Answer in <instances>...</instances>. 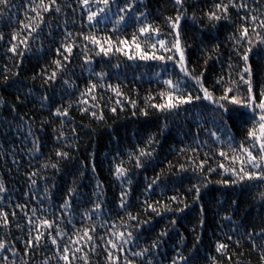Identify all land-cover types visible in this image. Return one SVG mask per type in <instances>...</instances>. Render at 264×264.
<instances>
[{
	"label": "trees",
	"instance_id": "16d2710c",
	"mask_svg": "<svg viewBox=\"0 0 264 264\" xmlns=\"http://www.w3.org/2000/svg\"><path fill=\"white\" fill-rule=\"evenodd\" d=\"M235 2L239 5L241 0ZM40 3L41 0H11L7 9L0 6V33L3 34L0 40V183L6 189L0 192V209L8 214L9 220L8 225L3 226V218H0V240L5 241V248L0 249V264H45V261L64 264L62 260L57 261V247L51 245L49 239H43L40 247L27 252L25 240L37 234L33 230L31 237L28 235L31 209L39 208L42 199L48 212L55 210L59 215L56 206L64 203L70 188L75 189L72 215L59 220L64 235L57 240L61 251L67 245L75 253L77 259L72 264H84L85 257L90 264H107L106 248L117 255L105 244L106 239L112 238L108 231L112 224L116 225L113 231L127 229L139 235L135 243L124 246L127 251L119 254L120 264H124L125 256L141 264V258H133L132 253L150 247L163 230L169 234L163 237L159 249H153L154 264H171L177 247L182 255L191 257L188 264H262L261 250L253 244L264 243V236L255 235L264 231V200L260 196L264 192V181L246 180L233 184L236 177L231 168H239V164L230 162L233 155H240L239 145L246 141L247 131L252 127L251 109L225 101L228 112L224 113L203 99L182 106L179 113L161 112L151 105L163 102L159 94L167 91L163 84L166 79L186 80L187 88L183 83L180 85L185 94L191 91L193 96L203 97L193 76L200 78L203 88L217 100L226 88L232 87L234 91L230 95L245 101L247 85L240 76L246 66L252 71L253 94L258 103L259 93L264 89V44L257 46V35L251 31L254 25L242 18L247 15L250 20L253 14L258 21L264 18V0H244L247 8H230L227 16L217 10L215 4L228 3V0H186V15L179 34L185 66L190 73L188 77H184L173 62L162 68L161 61L129 60L123 52L97 55L99 47L83 39L84 35L91 34L101 40L111 38L113 43L127 38L131 43L139 25L121 27L118 31L108 21L93 22L89 26L87 6H82L79 0H56V4L43 0L49 12L37 8ZM137 5V11L148 14L147 23L158 27L159 38L169 41L171 47L175 39L167 18L177 15L174 0H137ZM31 8H37L43 23L29 37L26 51L23 43L12 40V35L18 34L23 41L30 29L21 30L22 24L31 27L40 24V16ZM92 10H96L95 6ZM210 11L221 18L209 19ZM242 27L250 29L249 37L253 41L248 65L242 60L248 42L238 44L233 38ZM259 31L264 36V29ZM67 32L72 33V37L65 41ZM81 33L83 35H78ZM137 39L149 53L151 44L157 43L154 35ZM63 43L76 45L70 62L64 61L63 49L61 55H57ZM86 43L87 51L84 49ZM13 44L23 55L8 51ZM156 54L164 53L157 51ZM85 56L90 58L89 64L84 63ZM58 59L64 65L62 69H57L53 63ZM53 71L57 72L56 80L46 83ZM100 72L108 75L101 80L96 75ZM221 77L223 83L217 85ZM5 78L7 85L3 83ZM244 78L248 79L247 75ZM65 80L77 87L66 91ZM90 83L104 85L94 93L96 101L80 95ZM107 85H119L123 95ZM45 95L51 97V102L42 104ZM83 100L88 103L78 105L77 102ZM69 105L67 117L53 115L56 108L63 111ZM85 107L95 110L97 117L102 112L103 120L94 118L91 111L83 112L81 109ZM114 107L115 112L112 111ZM212 131H217L219 140L210 135ZM229 136L233 138L231 147ZM150 137L156 141L151 145L148 144ZM245 146H249L248 143ZM233 148L237 151L232 152ZM137 149L152 153L142 161L147 165L143 169L136 168L135 159L129 160V153H136ZM220 151L228 154L227 158L220 157ZM57 152H65L68 156L59 157ZM206 154L209 157L206 166L200 170L198 165L206 159ZM121 161L130 174L117 179L115 168ZM221 163L229 171L220 168ZM53 164L55 169L51 167ZM209 168L216 171L209 172ZM32 173L37 175L33 177ZM157 176L160 177L157 185L147 189L148 183ZM30 177L37 181L36 185L31 183ZM205 183L207 187H203ZM193 185L201 186L198 201L194 199L195 191H189ZM122 192L126 193L124 199L127 201L124 209L119 207ZM34 195L40 199H33ZM173 196L177 197L176 201L171 199ZM145 201L152 204L156 212L145 211ZM232 201H237V205ZM96 203L102 205L101 209L91 220L82 221L81 213L92 209ZM17 204L21 208H17ZM129 213L138 216V220H130ZM37 215L43 218L45 214L38 212ZM225 216L232 218L223 219ZM46 218L55 219L52 215ZM174 219L178 221L175 226L171 224ZM68 220H72L74 227ZM144 221L149 223L137 232ZM102 224L105 227H101ZM93 226L97 229L94 242L80 240L84 229ZM51 231L55 234L54 229ZM249 233L253 235L249 237ZM73 241L79 243L73 245ZM220 243L227 247L217 252ZM77 248L82 251L76 252Z\"/></svg>",
	"mask_w": 264,
	"mask_h": 264
},
{
	"label": "snow or ice",
	"instance_id": "6c2138e0",
	"mask_svg": "<svg viewBox=\"0 0 264 264\" xmlns=\"http://www.w3.org/2000/svg\"><path fill=\"white\" fill-rule=\"evenodd\" d=\"M82 6H87V21L89 23V26L93 25V22L95 23H101L104 21L112 22L114 30L118 31L121 27H127L130 25H139L137 31L133 34L131 43H129L128 39L125 38L124 40H119L116 43H113L111 41V38H108V40H101L98 39L95 35H84L83 39L86 42H91L92 44L99 47V51L96 53L97 55H103L108 56L112 52H123L127 55L129 60L133 59H140L142 61H161V67L166 68L168 62H173L176 64L177 67H179V70L181 73L184 74V77H188L190 75L188 69L185 66V56L184 51L181 47V41H180V24L184 16L186 15V9H185V2L186 0H174V5L176 6L177 15L173 17L167 18L171 24L172 31L174 32V39L175 43L169 47V41L165 39H160V29L158 27L154 28L151 24L147 23V16L148 14L146 12H138L137 11V0H79ZM52 4H56V0H52ZM121 4H123V7H121ZM11 5V0H0V6H3L4 9H7ZM14 6V5H13ZM95 6V11L92 10V7ZM241 8L245 9L247 8V4L244 3V0H241L240 4L237 5L235 0H228V3H217L215 4V8L219 10L224 16H227L229 13L230 8ZM37 8H42L44 12H49L50 9L47 5H44L43 0H41V3L37 6ZM37 8H31V11L36 12L37 16H40V12L37 11ZM115 9V10H114ZM59 6L56 7V11L59 12ZM209 19H215L219 20L221 17L216 14L215 11H210L208 13ZM115 17V20L112 18ZM246 22L254 25V27L251 29V31L255 32L257 35V46L260 44H264V36L260 35L261 29H264V18H260L258 21V17L253 14L251 15V18L249 20V17L246 15L243 17ZM258 21V23H257ZM43 23V17L40 16V24H37L36 27H31V25H23V29H30L28 32V37H25L23 41L19 40L18 34L12 35V40L19 41L20 43H23L25 45V50L27 51V44L28 39L33 35V33L37 32V29L41 27ZM249 31L250 29L248 27H242L239 30L238 36L234 35V39L237 41L238 44H242L244 41H247L249 44L248 49L244 52V55L242 56V60L244 61L245 65H248L249 56L250 53L253 51L251 45L253 41L249 37ZM78 35H83L78 34ZM154 35L157 43L151 44V53H149L148 50H146L144 47H142L141 43L138 42V36L139 37H148L152 38ZM72 37V33L67 32L65 35V41H67L69 38ZM3 39V34L0 33V40ZM116 44H119L120 46L117 47ZM158 45V46H157ZM76 47L75 43H63L61 45V48L57 49V55H61V49H63V53H66L64 55L63 59L65 62H70L71 56L73 54V49ZM85 51H87V43L84 45ZM9 52L17 54V55H23V53L18 52V48L16 44H13L9 50ZM157 51H162L164 54L157 55ZM177 54L178 60H177ZM90 58L88 56H85L84 63L89 64ZM57 69H62L64 65L62 62L58 59L53 62ZM115 67H119V65H116ZM231 67V65H229ZM18 75V73H17ZM97 77L101 80L104 79L105 76L108 74L105 72L96 73ZM160 74L157 73V76ZM245 75H247L248 79L245 80ZM57 78V72L53 71L50 76L46 78V83H49L51 81L56 80ZM192 79L195 81L196 84L200 85V89L203 91V97L196 95L193 96L191 91H188L187 94H185L184 88H187V81H181V80H173V79H166L163 81V84L166 86L167 91L161 92L159 94V99H161L163 102L159 104H153L151 107L154 109H157L161 112H177L181 110V107L184 105H190L193 104L196 101H199L201 99L210 101L211 103L215 104L218 109L222 110L224 113L228 112V108L225 107V101L234 104V105H240L242 104L244 107L251 109L252 116L249 117V119L252 121V127L248 129L247 131V138L245 142H242L239 145V153L240 155H233L231 157V163L233 165L239 164V168L232 167L231 173L234 177H236L235 180H233V184L244 182V181H264V89L261 90L259 93V102L257 103V97L253 94L254 88L252 83V71L250 66H246L242 70V74L240 76V80L243 81L247 85V92L248 96L245 101H242L238 99L236 96H231L230 94L234 91L232 87H228L224 90V95L220 97L219 100H217L213 95H211L206 88H203L202 81L198 77H192ZM5 85L8 84V79L5 78L3 81ZM184 84V88H181L180 85ZM223 83V77H221L220 80L217 81V85ZM65 90L69 89H75L77 85H74L70 83L68 80L64 81ZM104 85H99L97 83H90V85L85 89V91L81 92V96H89L91 97L92 101H96L97 97L94 95L98 87H103ZM107 87L111 88L112 91L116 92L118 95H123V93L120 91V86L117 85L115 87L111 85H107ZM102 99V97L100 98ZM45 102L50 103L51 97L48 95H45L43 99L41 100V103L44 104ZM79 104H87V100L78 101ZM117 103H120L117 101ZM133 106L135 107V102L133 101ZM93 109L95 108V103H93ZM71 108V105H69L68 108H65L63 111L58 107L56 108L53 115L56 117H67L69 115V109ZM83 112L87 113L88 111H91V114L94 118H98L100 120H103V114H101L97 117V113L95 110L89 109V108H82ZM258 110V111H257ZM112 111L115 112L116 108H112ZM147 115V113H144ZM219 127L217 128V131H219ZM75 132V129L72 130ZM217 131H212L210 135L214 137L216 140H219V137L217 136ZM62 135V134H61ZM59 138V137H58ZM233 138L231 136L228 137V143L231 147V142ZM156 142L154 140V137H150L148 140V144L151 145L152 143ZM34 144H36V141H33ZM206 143V141H205ZM245 143H248L249 146H245ZM36 151L39 150L38 147L35 148ZM183 151V149L181 150ZM237 149L233 148L232 152H236ZM57 156L66 158L68 156L65 152H57ZM227 155L224 151L219 152L220 157L227 158ZM152 156V153L149 151H146L145 149H137L136 153L130 152L129 153V160L135 159V166L137 169H143L147 165L142 163L145 157ZM209 157L206 154V159L202 160L200 164L198 165V168L200 170H203V168L206 166V161ZM123 161H121V164L117 165L115 168V174L117 179L126 178V176L129 173V171L124 168ZM52 168H56V165H51ZM220 168L224 169L225 171H229L228 168H225V165L221 163L219 165ZM94 170V168H93ZM181 171H184V168L181 167ZM209 172H214L216 169L209 168ZM196 169H193V173L195 174ZM33 177L37 175V173L31 174ZM31 179V177H30ZM41 179H44L41 177ZM160 177L157 176L155 179H153L151 182L148 183L147 189H153L154 186L157 185L159 182ZM31 183L33 185L37 184V181L35 179H31ZM129 184H131V181H129ZM225 184H227V181H225ZM99 188L100 185H97ZM203 187H207V184L205 183ZM6 191L5 186L3 183H0V192ZM45 193L49 191V189L46 187L44 189ZM189 191H195L196 196L195 200H199L201 198V186L200 185H193L192 188L189 189ZM126 193L121 194V202L119 207L121 209H124L127 207V201L124 199V196ZM75 196V189L70 188L67 193V198L64 200V203L56 206L59 210V215H57V212L53 210L52 212H48V209H46L43 205V200L41 199L40 207L39 208H32L31 209V216H28L27 212H25V216H28V225H29V237H31V233L33 230L36 231V235L34 238H28L25 240L26 249L25 251H30L34 247H40L41 241L43 239H49L51 241V245L57 247V253L56 258L59 262L60 260L64 261V264H72V262L77 259L76 255L72 250L66 245L62 249V251L59 249V242L57 240L58 236L64 235V232L61 230L59 225V220L61 218L71 216L72 215V199ZM261 199L264 200V192L260 194ZM33 199H40L37 196H33ZM173 201L177 200L176 196L171 197ZM145 204L147 205L145 211L151 209L153 212H156V209L152 204H148L147 201H145ZM233 205H237V201H232ZM17 208H21L19 204L16 205ZM26 207V206H25ZM102 205L100 203L94 204L92 209L85 210L81 213V220H91L92 215L95 214V212L99 209H101ZM187 207V205H185ZM23 211V209H21ZM169 211L171 209H168ZM203 211V207L201 209ZM179 211H183V209H179ZM44 213V217L41 218V216H38L37 213ZM13 217L16 215L15 211L12 213ZM47 215H52L55 217V219L49 220ZM159 215V213H157ZM0 218H3V226H7L9 223L8 220V214L4 212L2 209H0ZM231 216H225L223 219H231ZM129 219L132 221L138 220V216H134L131 213H129ZM39 221V222H37ZM69 224H73L72 220H68ZM106 223V222H105ZM149 223L148 221L142 222V224L139 225L137 228V232L139 231V228H142L144 224ZM178 223L177 220H172L171 224L175 226ZM74 227V224H73ZM101 227H105V224H102ZM116 228L115 224H112L111 227L108 229L110 232V235L112 238L106 239L105 244L107 246H110L111 250H115L117 255H113L112 251H110L108 248L105 249V251L108 253V261L107 264H120V253H125L127 250L124 247L125 245H129V243H135L139 239V235H134L133 231H128L125 229V231L117 232L113 231V229ZM41 229H47L49 231H41ZM51 229L55 230V234H53V231ZM97 229L95 226L91 228H86L83 231V235L80 237V240H84L86 243H93L94 242V234L96 233ZM169 233L167 230H163L158 234V238L154 239L150 245V247H145L140 251L133 252L132 257H140L141 258V264H154V255H153V249H159L160 242L162 241L163 237L167 236ZM253 233H249V237H251ZM255 235L264 236V231L260 233H255ZM100 239H104V237H100ZM231 239V237H229ZM73 245L76 243H79V241H73ZM227 245L225 244H218L216 251L220 252L221 250L225 249ZM254 248H259L261 250L260 259L262 264H264V243L261 244H253ZM5 248V241L0 240V249ZM95 251V248L92 249ZM82 249L77 248L76 252H80ZM177 255L172 258L171 264H188L190 256H184L181 254L179 247L175 249ZM151 257V258H150ZM5 260L8 258L5 257ZM45 264H50V261H45ZM84 264H90V262L87 260V258H84ZM124 264H135L134 259H130L127 256L124 258Z\"/></svg>",
	"mask_w": 264,
	"mask_h": 264
}]
</instances>
